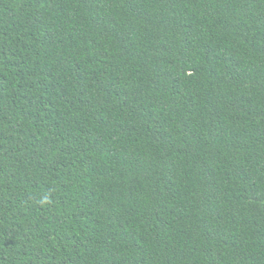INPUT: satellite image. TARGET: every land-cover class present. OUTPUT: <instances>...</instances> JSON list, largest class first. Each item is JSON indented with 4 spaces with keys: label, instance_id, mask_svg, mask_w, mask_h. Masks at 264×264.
Here are the masks:
<instances>
[{
    "label": "trees",
    "instance_id": "16d2710c",
    "mask_svg": "<svg viewBox=\"0 0 264 264\" xmlns=\"http://www.w3.org/2000/svg\"><path fill=\"white\" fill-rule=\"evenodd\" d=\"M0 264H264V0H0Z\"/></svg>",
    "mask_w": 264,
    "mask_h": 264
},
{
    "label": "clouds",
    "instance_id": "9594fccd",
    "mask_svg": "<svg viewBox=\"0 0 264 264\" xmlns=\"http://www.w3.org/2000/svg\"><path fill=\"white\" fill-rule=\"evenodd\" d=\"M46 200H47V197L44 198V200L42 201V203H43V202H46Z\"/></svg>",
    "mask_w": 264,
    "mask_h": 264
}]
</instances>
